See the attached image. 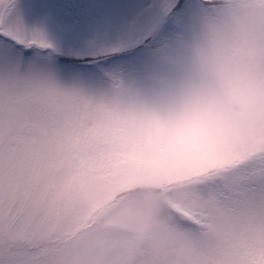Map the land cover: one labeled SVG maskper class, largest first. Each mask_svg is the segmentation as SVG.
I'll return each mask as SVG.
<instances>
[{
    "label": "snow or ice",
    "instance_id": "snow-or-ice-1",
    "mask_svg": "<svg viewBox=\"0 0 264 264\" xmlns=\"http://www.w3.org/2000/svg\"><path fill=\"white\" fill-rule=\"evenodd\" d=\"M158 7L157 25L178 19L172 41L127 74L85 78L57 60L42 29L25 24L16 0H0V264H82L70 251L76 238L149 171L115 151L133 124L152 128L133 100L162 112L185 78L211 87L212 66L253 95L264 88V0ZM186 181L194 206L169 200L166 189L163 197L189 241L186 264H264V124H253L239 159Z\"/></svg>",
    "mask_w": 264,
    "mask_h": 264
},
{
    "label": "clouds",
    "instance_id": "clouds-1",
    "mask_svg": "<svg viewBox=\"0 0 264 264\" xmlns=\"http://www.w3.org/2000/svg\"><path fill=\"white\" fill-rule=\"evenodd\" d=\"M188 50L200 52L195 45ZM210 79L208 87L185 78L162 112L150 99L131 102L152 128L133 124L115 151L143 160L149 171L118 192L83 239L76 238L70 251L82 264H186L190 244L176 227L165 189L169 200L194 206L186 177L239 159L253 124H264L257 119L264 116V88L253 95L215 66Z\"/></svg>",
    "mask_w": 264,
    "mask_h": 264
},
{
    "label": "rangeland",
    "instance_id": "rangeland-1",
    "mask_svg": "<svg viewBox=\"0 0 264 264\" xmlns=\"http://www.w3.org/2000/svg\"><path fill=\"white\" fill-rule=\"evenodd\" d=\"M163 0H16L25 24L44 31L57 60L76 74L96 78L129 73L172 41L178 19L158 25Z\"/></svg>",
    "mask_w": 264,
    "mask_h": 264
}]
</instances>
